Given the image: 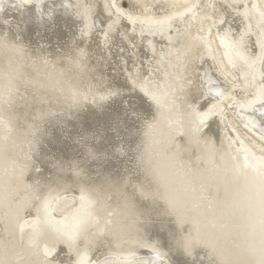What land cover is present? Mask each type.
Instances as JSON below:
<instances>
[{
    "label": "bare ground",
    "instance_id": "6f19581e",
    "mask_svg": "<svg viewBox=\"0 0 264 264\" xmlns=\"http://www.w3.org/2000/svg\"><path fill=\"white\" fill-rule=\"evenodd\" d=\"M0 264H264V0H0Z\"/></svg>",
    "mask_w": 264,
    "mask_h": 264
},
{
    "label": "rangeland",
    "instance_id": "374dc122",
    "mask_svg": "<svg viewBox=\"0 0 264 264\" xmlns=\"http://www.w3.org/2000/svg\"><path fill=\"white\" fill-rule=\"evenodd\" d=\"M124 7L127 8V9H130L131 6L129 5V2H126ZM227 119L228 120L230 119L229 116H227Z\"/></svg>",
    "mask_w": 264,
    "mask_h": 264
},
{
    "label": "water",
    "instance_id": "95a60500",
    "mask_svg": "<svg viewBox=\"0 0 264 264\" xmlns=\"http://www.w3.org/2000/svg\"><path fill=\"white\" fill-rule=\"evenodd\" d=\"M98 239H99V238H98ZM99 240H100V239H99ZM135 247L138 248L136 245H135ZM145 251H146V250H145ZM146 252H148V251H146Z\"/></svg>",
    "mask_w": 264,
    "mask_h": 264
},
{
    "label": "snow or ice",
    "instance_id": "6c2138e0",
    "mask_svg": "<svg viewBox=\"0 0 264 264\" xmlns=\"http://www.w3.org/2000/svg\"><path fill=\"white\" fill-rule=\"evenodd\" d=\"M82 199H83V197H82Z\"/></svg>",
    "mask_w": 264,
    "mask_h": 264
}]
</instances>
